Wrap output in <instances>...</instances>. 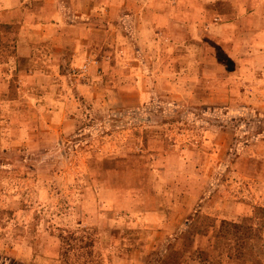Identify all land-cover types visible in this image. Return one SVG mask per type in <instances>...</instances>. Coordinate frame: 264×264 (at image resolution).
<instances>
[{"label":"rangeland","instance_id":"374dc122","mask_svg":"<svg viewBox=\"0 0 264 264\" xmlns=\"http://www.w3.org/2000/svg\"><path fill=\"white\" fill-rule=\"evenodd\" d=\"M213 1L214 16L173 32V43L129 41L118 52L97 51L103 83L89 100H77L73 129L51 156L24 160L27 148L0 136V264H26L10 248L17 252L20 234L35 249L46 218L56 237L60 229L79 237L88 228L104 264L112 251L125 264H264V63L240 61L254 51L248 33L236 32L233 43L223 35L230 4ZM260 19L264 2L254 23ZM130 168L138 175L123 182L137 185L133 207L102 209L104 195L90 188L89 171L98 179L104 170ZM88 191L98 207L80 227L76 203ZM19 202L25 211L8 225L13 211L5 205Z\"/></svg>","mask_w":264,"mask_h":264},{"label":"crops","instance_id":"0c3cea01","mask_svg":"<svg viewBox=\"0 0 264 264\" xmlns=\"http://www.w3.org/2000/svg\"><path fill=\"white\" fill-rule=\"evenodd\" d=\"M209 1L0 0L1 142L8 145L17 142L26 147L24 160L43 159L40 154L44 158L51 156L52 150L63 142L62 134L73 129L74 113L80 108L77 100H89L103 83V75L97 71L100 64L97 51L110 48L118 52V43L129 41L173 43L177 40L173 32L180 36L182 30H188L186 26L197 29L214 16V12L208 9ZM226 1L230 4L226 17L230 16L231 20L222 24L226 28L223 35H230L233 43L237 38L236 32L248 33L246 44L254 51L251 50L243 60L240 56L238 58L251 67L260 60L264 63V21L260 19L257 25L254 23L256 10L264 0ZM124 28L130 38L122 32ZM157 32L160 36L156 39L154 34ZM232 43H229V54L235 49ZM91 59L97 60V64L90 65V76L81 78L73 72ZM116 63L119 64L118 61ZM140 94H149V90L141 88ZM130 169L104 170L98 174V179L89 171L90 188L96 184L104 195L105 201H100L102 209L106 204L110 209L133 207V191L137 185L125 186L123 182L124 176L137 172L135 168ZM72 171L75 172L74 169ZM30 173L21 174L26 176ZM60 174L74 176L73 172L61 171ZM35 185L42 195L48 194V189L40 185V179L35 180ZM79 196L76 204L81 208L82 216L75 221L80 227H85L92 223L94 217L91 206L97 208L98 204L89 195L85 200H82L83 194ZM5 207L13 211L8 217V225L9 221H18L25 211L21 202ZM58 220L62 219L58 217ZM42 221L45 226L38 228L41 235L36 233L33 237L36 248L28 244L27 236L19 234L15 247L17 252L10 248L13 256L26 264L30 261L32 264H62L59 239L50 229L54 221L47 218ZM110 254V259L107 258L109 264H125L126 259L114 251Z\"/></svg>","mask_w":264,"mask_h":264},{"label":"trees","instance_id":"16d2710c","mask_svg":"<svg viewBox=\"0 0 264 264\" xmlns=\"http://www.w3.org/2000/svg\"><path fill=\"white\" fill-rule=\"evenodd\" d=\"M6 45L10 44L6 43ZM225 224L224 222L222 225ZM234 228L237 229L238 226L234 225ZM87 229H80L83 235L79 237L76 236L78 232L60 229L57 237L60 242L59 256L62 264H104L98 252L94 251L96 242L91 237V233H87ZM240 235L243 239H247L245 234Z\"/></svg>","mask_w":264,"mask_h":264},{"label":"built area","instance_id":"2783aa9c","mask_svg":"<svg viewBox=\"0 0 264 264\" xmlns=\"http://www.w3.org/2000/svg\"><path fill=\"white\" fill-rule=\"evenodd\" d=\"M96 64H97V60L95 59L88 60L87 62L83 63L80 67H78L75 70V73L81 78H86L88 76L90 65H96Z\"/></svg>","mask_w":264,"mask_h":264}]
</instances>
